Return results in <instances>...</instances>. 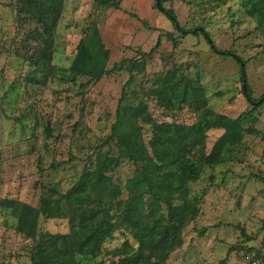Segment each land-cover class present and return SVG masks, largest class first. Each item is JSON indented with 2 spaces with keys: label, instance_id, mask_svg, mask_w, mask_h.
Instances as JSON below:
<instances>
[{
  "label": "rangeland",
  "instance_id": "374dc122",
  "mask_svg": "<svg viewBox=\"0 0 264 264\" xmlns=\"http://www.w3.org/2000/svg\"><path fill=\"white\" fill-rule=\"evenodd\" d=\"M118 1L120 9L102 6L99 0H65L53 63L69 66L89 27L101 32L111 50L110 69L123 58L142 60L154 49L146 56V72L135 71L128 92L147 95L156 74L175 65L198 76L218 114L216 127L208 133L210 149L229 119L249 108L241 90L242 64L233 55L213 50L203 35L182 37L157 7L158 0ZM19 5L18 0H0V197H18L37 205L46 185L70 187L87 165L88 155L110 133L130 72L123 64V69L86 88L79 86L86 79L73 84L50 76L43 83L27 59L34 45L27 35L36 24L20 18ZM163 6L173 10L182 27L203 26L219 50H233L248 60L246 80L256 98L264 94V25L259 27L242 0H166ZM168 32L178 38V47ZM159 38L161 44L155 47ZM150 109L160 122L190 124L196 118L187 109L175 115L155 99ZM260 111L254 125L258 133L245 134L234 161L206 169L192 184V194L201 196L202 214L186 228L184 245L168 264H264V105ZM81 114L83 119L74 129ZM132 173L133 166L124 162L114 179L124 186ZM67 225L66 220L41 219V229L51 232H64ZM122 240L118 234L106 246H117ZM31 245L30 239L0 225V264H30ZM103 260L110 261L106 254L99 259Z\"/></svg>",
  "mask_w": 264,
  "mask_h": 264
},
{
  "label": "trees",
  "instance_id": "16d2710c",
  "mask_svg": "<svg viewBox=\"0 0 264 264\" xmlns=\"http://www.w3.org/2000/svg\"><path fill=\"white\" fill-rule=\"evenodd\" d=\"M165 1L158 0L157 7L169 16L182 37L203 35L213 50L233 55L246 66L248 60L233 50H219L205 27H182L173 10L163 6ZM18 2L20 18L36 24L27 35L34 42L27 59L41 74L43 83L50 76L73 84L86 79L79 84L86 88L110 72L123 69V64L130 78L122 88L110 133L88 155L87 165L72 185L66 190L60 184L46 185L37 205L18 197H0V225L32 241L30 264H168L170 256L184 245L186 228L202 214L201 196L192 194V184L202 178L206 169L234 161L245 144V134L258 133L254 125L264 105V94L256 98L247 80L244 86L242 75L241 90L249 108L231 117L225 131L208 149V133L216 127L218 114L198 76L175 65L156 74L153 86L145 91L147 95L132 96L127 89L136 78L135 71L146 72V56L154 49L142 55V60L123 58L110 69L111 50L101 32L92 27L77 43L69 66H57L53 63L55 35L65 0ZM99 3L121 8L118 0ZM242 5L262 27L264 0H242ZM167 36L175 48L179 46L173 32ZM160 44L159 38L155 47ZM152 99L175 115L187 109L196 118L190 124L178 120L160 122L150 109ZM82 119L83 114L74 129ZM47 128L50 137L52 132ZM124 162L133 166V173L123 186L115 181L114 173ZM42 218L66 220L67 230H43ZM118 234L123 237L121 243L107 247V242ZM104 254L109 263L99 261Z\"/></svg>",
  "mask_w": 264,
  "mask_h": 264
},
{
  "label": "water",
  "instance_id": "95a60500",
  "mask_svg": "<svg viewBox=\"0 0 264 264\" xmlns=\"http://www.w3.org/2000/svg\"><path fill=\"white\" fill-rule=\"evenodd\" d=\"M242 73H243V80H244V86L246 85V73H245V64L242 63Z\"/></svg>",
  "mask_w": 264,
  "mask_h": 264
}]
</instances>
